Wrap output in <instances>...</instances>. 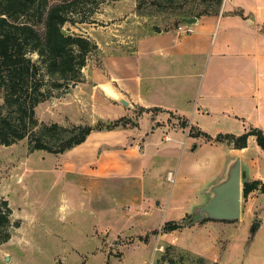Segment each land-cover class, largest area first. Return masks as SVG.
I'll return each mask as SVG.
<instances>
[{
	"label": "rangeland",
	"instance_id": "374dc122",
	"mask_svg": "<svg viewBox=\"0 0 264 264\" xmlns=\"http://www.w3.org/2000/svg\"><path fill=\"white\" fill-rule=\"evenodd\" d=\"M181 1L183 7H193L198 12L212 11L216 2V0ZM62 2L72 3L70 20L63 29L69 34L87 37L95 43L101 37L106 48L103 50L97 44V50L88 55L87 63L82 68L81 81L70 82L62 88L52 89L51 97L37 106L36 116L40 122L59 123L67 127L89 125L94 129L88 136V146L78 148L73 153L30 151L28 139L10 146L0 144V200H7L13 211L11 226L6 230L10 233V237L0 243V264H131L136 258L145 255L148 259L145 264L152 262L163 264L166 260H162V255L168 246L171 247L169 256L178 258L184 249L173 244L165 245L164 252L154 250L156 254H152L151 251L146 253L144 248H131L125 252L115 248L117 244L113 242L115 237L105 235V231L101 229L102 226L107 225L117 227V223L115 220L104 222L105 214L100 213L99 208L102 207L108 212L116 211L121 217L144 216L143 223L147 221L146 216H151L149 230L145 227L140 232L138 226L142 222L135 221L133 224L135 227L129 231V234L133 233L137 236L130 238L119 236L116 238L118 243L136 242L144 246L150 238L159 240L160 234L164 233L165 223L156 222V218L152 217L156 216L152 214L157 208L155 203L159 200H164L167 204L166 213H163L164 220L172 221L178 218L179 214H183L178 212L177 215L171 212V208L178 200L182 204L178 209L188 210L184 213L186 225L191 221L193 223L197 218L194 210L197 204L202 202V197L197 195L191 200L195 201V205H188L186 196L195 191L191 189V184H182L180 180L186 175L185 165L188 163L186 154L180 155L178 150L169 155L153 152L157 153L152 158V168L156 167V170L150 174L147 171L144 175L143 163L139 165L135 162L127 175L129 180L109 181V184L101 187V191H98L100 187H96L95 182L80 181L78 178L81 177L77 173L69 172V168L84 167V165L87 166L88 171L90 169L94 171L97 166L94 153L88 161H79L78 157L81 155L79 153L81 150L95 151L97 144L102 145L99 156L112 150L113 140L116 144L117 141L123 140L124 145L122 143L118 147L120 150L136 144L140 151H143L141 135L149 128L155 129L159 124L152 126L155 119L151 122V118L158 111L149 112L142 107H136L132 113L121 115L123 112H118L117 108L122 107V102L117 99L118 102L114 104L104 98L103 96H107L100 87H97V81L110 80L113 54H125L127 51L136 50L135 43L144 32L143 26L160 24L166 29H177L178 26L174 25L176 16L171 13H161L151 17L140 16L136 11L137 0L76 2L48 0L49 5ZM18 19L24 21L28 18L19 16ZM140 22L143 24L140 25ZM33 57L37 59L38 56L33 54ZM180 124L187 135L199 134V130L188 125L186 120H180ZM126 137L128 141L125 142ZM249 151L251 155H245L246 161L257 160V165H264V154L253 155L252 146ZM87 155H90V152ZM81 158L83 160V156ZM244 166L242 188L249 173V165L246 163ZM164 168L172 171L171 177L174 180L170 178V173L169 180L166 177L161 180V176L166 174L163 173ZM178 168H181L180 171ZM256 169L258 170V166ZM134 171L138 173L132 178ZM261 171L264 173L262 168ZM261 183L262 185L248 196H244L242 191V216L236 221H241L240 223L247 227L246 233L251 228V222L259 220L257 209L260 202L264 203V182ZM154 193L157 197H154ZM144 195L146 198H151L149 205L147 199L142 200L141 197ZM114 200L118 203L116 204ZM6 232L0 233V238ZM178 236L182 242L186 239L190 242L196 240V234L192 235L189 232H179ZM160 241L165 240L162 238ZM158 247L160 248L159 245ZM246 249L255 253L257 264H260L264 258V227ZM187 263L190 261L187 260Z\"/></svg>",
	"mask_w": 264,
	"mask_h": 264
},
{
	"label": "crops",
	"instance_id": "0c3cea01",
	"mask_svg": "<svg viewBox=\"0 0 264 264\" xmlns=\"http://www.w3.org/2000/svg\"><path fill=\"white\" fill-rule=\"evenodd\" d=\"M153 25L142 27L144 32L136 40L135 51L113 54L110 80L97 81V87L101 88L107 96L103 97L111 103L115 104L120 98L128 101V105L121 103V108L116 107L118 112H123L121 115L132 113L136 107L149 112L157 110L151 122L155 119L152 126L159 124L155 129L149 128L142 133V152L136 144L120 150L118 147L122 143L124 145L123 140L117 141V144L113 140L112 150L99 156L102 145L97 144L95 151L81 150L78 157L79 161H88L94 153V161L97 163L94 171H88L84 165L69 168V172L77 173L81 177L78 178L80 181L95 182L96 187H100L98 191H101V187L109 184V181L129 180L127 175L135 162L139 165L143 163L144 175L147 171L150 174L156 170V167L152 168V158L157 153L153 152L169 155L178 150L180 155L186 154L188 161L185 165V178L180 180L182 184H191V189L195 191L186 196L188 205H195V201L191 200L197 195L202 197V202L196 207L208 201L206 190L221 177L231 157L240 156L242 174L244 164L249 165L246 180L264 182V173L261 171L264 165H257V160L245 159V155H251L250 146L253 155L264 154L255 136H250L246 148L236 149L228 142L189 136L180 124V120H186L188 125L212 137L218 134L241 135L251 128H259L264 132V0H223L219 13L197 17V21L191 24V33L166 29L160 24L157 25L161 31H157ZM97 44L105 50L101 37ZM125 139V142L128 141L127 137ZM88 140L87 137L85 142L68 150L69 153L87 147ZM89 152L90 155H87ZM165 172L161 180L164 177L169 180L168 174L172 171L164 168ZM137 173L134 171L132 178ZM154 197H157L156 193ZM141 198L147 199L149 205L150 197L144 195ZM155 204L157 208L152 215L156 216L152 217L156 218V222H167L163 216L167 204L164 200ZM259 204L257 222L260 225L253 238L249 232L246 233L247 227L241 221L199 220L183 228L164 232L160 234L159 240L150 238L144 246L131 241L118 243L116 238L137 236L129 234L135 227V221L142 222L138 226L140 232L145 227L149 230L151 216H146L147 221L143 223L145 217L141 215L121 217L118 212H108L102 207L99 212L105 214L104 222L116 221L117 227L107 225L102 226L101 230L105 231V235L115 237V248L122 252L131 248H144L146 253L151 251L156 254L154 250L164 252L165 245L173 244L204 257L208 264H257V256L254 257L255 253L246 247L252 244L264 227V203ZM181 205L177 200L171 208V212L177 215L178 212L183 213L173 220L184 218V213L188 211L179 210ZM179 232L196 234V240L190 242L186 239L182 242L179 240ZM160 238L165 241L161 242ZM141 257L131 264H145L148 261L146 255ZM260 264H264V258Z\"/></svg>",
	"mask_w": 264,
	"mask_h": 264
},
{
	"label": "trees",
	"instance_id": "16d2710c",
	"mask_svg": "<svg viewBox=\"0 0 264 264\" xmlns=\"http://www.w3.org/2000/svg\"><path fill=\"white\" fill-rule=\"evenodd\" d=\"M222 2L216 0L212 11L198 12L193 7H183L181 0H137L136 11L147 17L171 13L176 16L177 27L183 17L219 13ZM71 6V2L49 5L48 0H0V144L10 146L28 139L30 151L61 154L85 142L94 129L89 125L67 127L40 122L36 116L37 106L51 97L52 89L81 81L88 55L98 48L87 37L63 34V27L70 20ZM19 16L28 19L20 21ZM200 135L208 141L228 142L236 149L246 148L250 136H255L264 151V132L259 128H251L241 135L218 134L216 138L202 131L197 136ZM260 185V180H245L243 195L248 196ZM12 212L9 202L0 200V233L11 226ZM185 226L186 217L168 221L164 232ZM9 237L10 233H4L0 243ZM170 248L162 255L168 264H208L204 257L187 250L181 251L178 258L170 257Z\"/></svg>",
	"mask_w": 264,
	"mask_h": 264
},
{
	"label": "water",
	"instance_id": "95a60500",
	"mask_svg": "<svg viewBox=\"0 0 264 264\" xmlns=\"http://www.w3.org/2000/svg\"><path fill=\"white\" fill-rule=\"evenodd\" d=\"M171 2L175 0H170ZM197 17H183L182 22L193 24ZM153 28L161 31V28L155 24ZM66 34V30H62ZM123 104L128 105L126 99H119ZM242 171L240 156L228 159L221 177L212 183L206 193L209 195L208 201L195 208L194 213L197 218L193 221L203 219L218 221H236L241 218L242 214ZM259 222H253L249 230L251 238L254 237ZM7 260L9 257L7 256Z\"/></svg>",
	"mask_w": 264,
	"mask_h": 264
},
{
	"label": "built area",
	"instance_id": "2783aa9c",
	"mask_svg": "<svg viewBox=\"0 0 264 264\" xmlns=\"http://www.w3.org/2000/svg\"><path fill=\"white\" fill-rule=\"evenodd\" d=\"M177 30L180 31V32H183V33H191V32H193V28L191 27V24H188V23H185V22H182L181 24H179ZM170 178L173 179L171 177V173H170ZM151 264H153V262Z\"/></svg>",
	"mask_w": 264,
	"mask_h": 264
}]
</instances>
